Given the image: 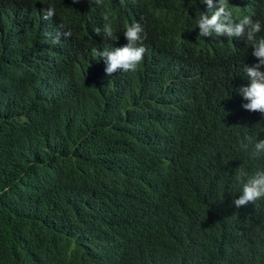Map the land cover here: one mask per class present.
I'll return each mask as SVG.
<instances>
[{
	"label": "trees",
	"instance_id": "trees-1",
	"mask_svg": "<svg viewBox=\"0 0 264 264\" xmlns=\"http://www.w3.org/2000/svg\"><path fill=\"white\" fill-rule=\"evenodd\" d=\"M40 1L0 0V264H264V199L233 205L264 168L240 147L264 139L251 44L198 37L201 0ZM228 2L264 37V0ZM134 18L143 62L108 76L95 51Z\"/></svg>",
	"mask_w": 264,
	"mask_h": 264
},
{
	"label": "clouds",
	"instance_id": "clouds-1",
	"mask_svg": "<svg viewBox=\"0 0 264 264\" xmlns=\"http://www.w3.org/2000/svg\"><path fill=\"white\" fill-rule=\"evenodd\" d=\"M48 2L49 0H44L36 3L35 12L38 17L44 20L55 15L54 7H48ZM72 2L79 3L80 0H72ZM89 3L99 6L102 5L103 0H89ZM201 3L207 5V13L201 12L196 18V25L199 29L198 37L243 38L245 42L251 44L252 56L258 63L244 66L243 71L249 83L237 91L247 101L242 105L245 110L264 115V70H262L264 69V37L257 38L262 31L261 22L259 20L254 21L249 15L235 17L233 11L235 7L230 6L228 0H201ZM111 15V11L105 12L104 20L106 23L103 27V33L106 38L115 39L117 42L118 37L115 36L112 25L107 23ZM62 26L61 23H58V30L63 28ZM145 29L147 28L144 22L134 18L122 27L120 37L127 41L124 46L95 51V55L104 60L105 73L108 76H112L118 71L129 73L139 69L146 53ZM99 32L100 29H97V33ZM70 35V32L65 33V36ZM245 140L247 143L241 141L240 147L248 151L251 146V158H264V139L253 141V138L248 136L245 137ZM233 178L240 188L239 198L233 201L234 207L239 209L264 199V168L250 173L242 165L235 171Z\"/></svg>",
	"mask_w": 264,
	"mask_h": 264
}]
</instances>
